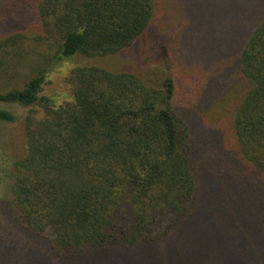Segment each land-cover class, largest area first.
<instances>
[{
  "label": "trees",
  "instance_id": "1",
  "mask_svg": "<svg viewBox=\"0 0 264 264\" xmlns=\"http://www.w3.org/2000/svg\"><path fill=\"white\" fill-rule=\"evenodd\" d=\"M165 2L188 28L158 27ZM29 8L56 50L0 92V124L18 120L12 106L28 109L24 153L0 197V264H155L152 250L166 240L179 247L168 248L171 259L165 253L169 264H229V244L236 264H264V0H31ZM140 41L157 47L148 64L76 67L68 101L41 95L55 65L107 60ZM6 43L19 45V36ZM181 63L198 68L180 75ZM217 68L244 84L226 149L199 139L204 114L235 90L236 82L217 92L220 73L200 87L204 70Z\"/></svg>",
  "mask_w": 264,
  "mask_h": 264
},
{
  "label": "rangeland",
  "instance_id": "2",
  "mask_svg": "<svg viewBox=\"0 0 264 264\" xmlns=\"http://www.w3.org/2000/svg\"><path fill=\"white\" fill-rule=\"evenodd\" d=\"M30 3L31 0H0V62L4 64L3 68L6 70L3 75H0V92L5 91L9 86L20 83V81H18L20 77L28 71L30 66L33 65L35 61L42 59L45 55H52L56 50V44H53L52 38L47 36L45 32H42L40 27L38 28L36 22L37 16L34 17V15L29 12L31 10V8H29ZM162 9L163 11L167 10L168 13H166L163 16V20L158 23V27L162 28V31L166 33L172 32L176 26L179 29L183 24V20L181 18L182 15L178 6L172 2H165L163 3ZM193 12L191 15H193ZM201 13L206 14L207 12L202 11ZM199 20L200 19L198 18H195L194 21L190 20V23L193 24L191 28L192 34H197V24L201 22ZM185 23L186 21L184 20L182 30H185L189 27V25ZM206 25L207 22L205 21L204 27ZM151 32H154V30L151 29L148 31V33ZM13 36H19V45L6 43V41ZM155 36L157 38L159 34L154 35L153 37ZM153 37H151V39ZM157 39L166 38L162 36ZM167 41L169 42L168 39ZM158 43L161 44L162 42L159 41ZM146 44L148 43L146 42ZM170 44L173 45L172 40H170ZM228 45L230 44L228 43ZM156 50L157 47L156 49H153L149 44L145 46L140 41L139 44L133 48H130L127 50V52L120 53L114 58H109L107 60H89L76 57L70 61H65L59 65H55V67L48 73L41 95L53 99L57 105L63 104L65 101H68L70 97V88L67 82V76L74 68L95 65L107 68L111 71H131L132 69H137L138 67L144 66V63L148 64L149 59L155 55L154 51L157 53ZM20 61L22 67L18 66L19 78L12 79L11 76H16L17 72L15 64L20 63ZM229 63V65H231V62ZM191 68L197 69L198 66L195 64L183 66L181 63L180 73L182 74L180 75H184L186 71ZM218 70V68L216 70L212 69V72H207V70H204L206 75H203L202 78H205V80L200 85V87L203 89L206 88L205 83L208 81L207 76L211 74L217 77V74L220 73L217 72ZM219 79L222 83L217 87V92L218 88L220 87H229L230 90L231 84L236 82L235 90L227 95L229 98L226 96L223 102L220 103L219 101L218 103H214L213 107L204 114V130L199 136V139L200 143L206 148L211 147L214 149H226V147L229 146L228 139L231 136L228 134V130L231 128L233 99L237 98L235 96L236 94L238 95L240 89L244 87V84L242 81H240V79H238L237 74L232 69H226V73H220ZM198 99H200V97ZM11 108L15 112L18 120L10 125L0 124V197H2L4 191L6 190V184L9 180L11 168H13V162L23 155L25 145L21 119L26 115L28 109L18 107L16 105L12 106ZM201 225L207 228L209 226V222L207 219H205ZM207 229L208 232L211 231L210 228ZM237 245L238 244L234 243L236 248H238ZM168 248L179 249L178 242L176 240H166L156 245L155 249H153L154 251L152 250V260L149 262L153 263L156 260L155 264H169L167 260L170 258ZM167 251L168 258L164 259L165 253ZM157 254L159 259H155ZM236 258L237 254L233 252V249L229 244L228 248L225 250V259L228 260L229 264H236L238 262L236 261ZM218 260L219 263L222 261L224 262V253L222 257L218 258ZM100 263L105 264V262L101 260H96V262H93V264ZM117 263L124 264L125 260H117ZM77 264L90 263L82 262Z\"/></svg>",
  "mask_w": 264,
  "mask_h": 264
}]
</instances>
